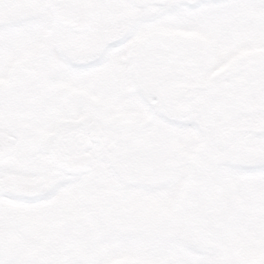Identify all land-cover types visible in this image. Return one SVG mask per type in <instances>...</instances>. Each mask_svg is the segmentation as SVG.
Here are the masks:
<instances>
[{
	"label": "snow or ice",
	"instance_id": "snow-or-ice-1",
	"mask_svg": "<svg viewBox=\"0 0 264 264\" xmlns=\"http://www.w3.org/2000/svg\"><path fill=\"white\" fill-rule=\"evenodd\" d=\"M0 264H264V0H0Z\"/></svg>",
	"mask_w": 264,
	"mask_h": 264
}]
</instances>
